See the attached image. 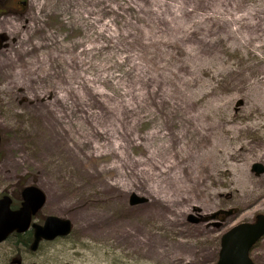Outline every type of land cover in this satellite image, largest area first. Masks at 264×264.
<instances>
[{"label": "rangeland", "instance_id": "1", "mask_svg": "<svg viewBox=\"0 0 264 264\" xmlns=\"http://www.w3.org/2000/svg\"><path fill=\"white\" fill-rule=\"evenodd\" d=\"M0 100V194L73 224L0 264H217L264 214V0H0Z\"/></svg>", "mask_w": 264, "mask_h": 264}, {"label": "water", "instance_id": "2", "mask_svg": "<svg viewBox=\"0 0 264 264\" xmlns=\"http://www.w3.org/2000/svg\"><path fill=\"white\" fill-rule=\"evenodd\" d=\"M1 108V100H0ZM2 135L0 132V144ZM257 173L264 171L260 163L253 165ZM23 202L20 209L11 208V198H0V243L7 239L13 231L23 232L28 229L33 215L41 210L47 201L46 193L38 186H25L22 191ZM132 206L147 202V198L137 193L130 195ZM192 222L199 219L190 216ZM36 238L31 247L37 249L41 240L52 241L57 237H67L71 234L73 224L71 220L49 215L43 225L34 224ZM264 237V214H259L254 223H240L232 227L221 238V249L217 264H256L251 258V250L255 244Z\"/></svg>", "mask_w": 264, "mask_h": 264}, {"label": "flooded vegetation", "instance_id": "3", "mask_svg": "<svg viewBox=\"0 0 264 264\" xmlns=\"http://www.w3.org/2000/svg\"><path fill=\"white\" fill-rule=\"evenodd\" d=\"M23 189H24V187L20 189L18 196H12V194H10V193L3 192L2 194H0V198H2L4 196H9L11 198V208L13 210L20 209L22 206V202H23V196H22ZM41 210H39L35 215H33L28 229H26L23 232L13 231L12 233H10L7 236V239L5 241L1 242L0 244H2L4 242L5 243L10 242L12 244V249L14 252L19 253V254H27V253L33 254V253L38 252L43 246L49 245L52 242H54L55 240L66 238V237H57L56 239H54L52 241L41 240L39 242V245H38L36 250L33 251L31 249V247L35 241V238H36V227H34V224L43 225L46 218L48 217V216H46L44 219H41L39 217V212ZM219 216H221V215H219ZM18 259L19 260H16V263L22 264L20 257H18Z\"/></svg>", "mask_w": 264, "mask_h": 264}, {"label": "bare ground", "instance_id": "4", "mask_svg": "<svg viewBox=\"0 0 264 264\" xmlns=\"http://www.w3.org/2000/svg\"><path fill=\"white\" fill-rule=\"evenodd\" d=\"M75 18H78V17L75 16ZM79 18H80V16H79ZM38 43H40V42H38ZM40 44H41V43H40ZM233 156H234V155H232V157H233Z\"/></svg>", "mask_w": 264, "mask_h": 264}]
</instances>
